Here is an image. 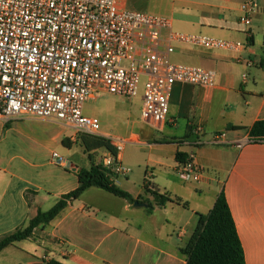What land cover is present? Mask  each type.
<instances>
[{"label": "crops", "instance_id": "crops-1", "mask_svg": "<svg viewBox=\"0 0 264 264\" xmlns=\"http://www.w3.org/2000/svg\"><path fill=\"white\" fill-rule=\"evenodd\" d=\"M122 1L129 10L156 12L159 14L154 15L169 18L177 32L204 34L246 45L241 52L179 47L172 60L194 62L214 70L216 87L176 84L166 125L156 127L142 120L139 134L133 132L130 122L125 131L126 140L149 142V149L158 154L159 170L175 173L177 178V154L186 159L194 153L205 171L203 180H180L183 185L171 182L165 195L180 200V204L164 206L140 200L144 206L136 207L103 189L91 187L78 199L68 201L51 223L35 229L33 238L1 253L11 248L22 250L30 256L25 264H37L36 259L46 253L55 264H186L181 250L197 228V214H204L203 208L210 211L223 194L246 264H264V143L237 147L250 137L247 129L264 119V0H259L250 26L240 20L245 0H146L145 11L131 9L126 0ZM248 61L252 65L248 66ZM28 122L33 121H0V132L42 131V127ZM219 133L226 134L224 144H212ZM100 135L113 137L103 130ZM65 138L71 147L78 145L73 131L70 135L60 133L61 143ZM1 145L2 139L0 148ZM27 150V157L11 154L9 149L0 150V240L27 227L39 211L46 212L45 204L54 206L76 190L80 171L91 167L89 156L77 162L57 153L65 161L63 166L54 161L56 152L47 160V154L34 145ZM105 154L95 152L94 162L100 164ZM110 179L119 184L118 178ZM191 194L200 199L190 200ZM131 196L135 200L141 198ZM27 241L37 244L40 250H33L32 245L23 246Z\"/></svg>", "mask_w": 264, "mask_h": 264}, {"label": "built area", "instance_id": "built-area-1", "mask_svg": "<svg viewBox=\"0 0 264 264\" xmlns=\"http://www.w3.org/2000/svg\"><path fill=\"white\" fill-rule=\"evenodd\" d=\"M258 9L259 0H245L241 22L250 26ZM179 47L241 52L246 45L177 32L169 18L129 10L122 0H0V121L55 120L76 135L101 136L99 119L84 114L85 103L105 94L136 98L146 79L142 120L164 126L176 84L217 85L214 70L174 63ZM105 138L115 153L106 152L100 165L110 178L127 177L132 170L121 152L131 139ZM225 138L216 134L212 144H224ZM258 143L264 140L249 137L237 147ZM53 159L66 165L57 153ZM204 172L194 153L177 168L184 183H200ZM152 178L146 175L148 188ZM36 263L51 264L53 258L46 253Z\"/></svg>", "mask_w": 264, "mask_h": 264}, {"label": "rangeland", "instance_id": "rangeland-1", "mask_svg": "<svg viewBox=\"0 0 264 264\" xmlns=\"http://www.w3.org/2000/svg\"><path fill=\"white\" fill-rule=\"evenodd\" d=\"M129 8L145 11L144 7L146 0H126ZM153 14H159L152 12ZM174 63L188 64L194 66H201L194 62H184L173 60ZM146 79H142L139 85V93L136 98L126 99L113 95L105 94L99 99H90L85 103L84 114L90 117H97L101 124V130L108 132L114 138L125 140L127 136L125 131L127 125L130 122L134 126L135 133L139 134V128L144 124L141 117V107L143 102V88ZM172 111L170 112V115ZM11 121H33L27 124H34L42 127V131H23V133L15 132H0V139H2V148L6 152L9 149L11 154H18L28 156L29 151L27 147L34 145L41 153L44 151L47 154V160L50 159L54 152L58 153L64 159L67 158L70 161H81L82 159H88V154L84 152V149L80 145H73L71 148H66L62 145L59 137L60 133L70 135L72 130L63 126L60 122L55 120H38L30 117L23 119H15ZM185 124V122H182ZM170 129V128H168ZM123 156V164L132 170L131 174L127 177H118L119 188L125 192H130L133 196H141V201L145 203L157 202V196L159 191L162 195L168 192L170 183L175 181L183 185L175 173L170 171L159 170L157 161V153L149 149V142L142 139L140 142L136 140H130L121 152ZM98 155V154H97ZM99 157V156H97ZM147 174H152V184L155 189L144 188V182ZM124 188H127V191ZM180 187V186H178ZM159 190V191H157ZM190 197V200L200 199L198 196ZM206 196L201 197L205 199ZM193 202V201H192ZM53 206V203H47L43 206V210L47 211ZM208 208V207H207ZM204 214H207L208 209H201ZM190 211V210H188ZM190 213V212H189ZM32 243V244H31ZM23 246L32 245V249L35 247L40 248L34 242H24ZM32 250V251H33ZM31 252V251H29ZM40 252V251H39ZM34 253V252H33ZM29 254L24 253L22 250L9 249L0 254V264H25V260L29 259Z\"/></svg>", "mask_w": 264, "mask_h": 264}, {"label": "trees", "instance_id": "trees-1", "mask_svg": "<svg viewBox=\"0 0 264 264\" xmlns=\"http://www.w3.org/2000/svg\"><path fill=\"white\" fill-rule=\"evenodd\" d=\"M233 128L243 129L241 127ZM247 130L253 140H264V119L257 121ZM62 143L66 148H71L69 139L65 138ZM76 144L84 149V152L88 154L91 160L90 169H82L78 175L79 187L65 195L50 210L46 212L39 211L30 220L27 227L19 229L0 240V253L18 242L33 238L35 229L51 223L66 208L68 201L78 199L91 187L103 189L132 204L141 200V198L135 200L131 194L114 184L103 167L94 162L93 154L97 151L115 153V149L108 139L103 136L78 134ZM176 159L178 162L185 160L184 155L180 153L177 154ZM144 188H147L145 182ZM155 195L160 206H164L167 203L180 204V200H172L168 195L159 193ZM184 206L186 207L187 204ZM149 208L153 209V205L149 204ZM197 216V228L185 241L181 250L186 257V264H246L236 224L223 194L219 195L214 207L208 214H197Z\"/></svg>", "mask_w": 264, "mask_h": 264}, {"label": "water", "instance_id": "water-1", "mask_svg": "<svg viewBox=\"0 0 264 264\" xmlns=\"http://www.w3.org/2000/svg\"><path fill=\"white\" fill-rule=\"evenodd\" d=\"M134 205H135L136 207H141V206H144V204H142V203H140V202H138V201H137V202H135V203H134Z\"/></svg>", "mask_w": 264, "mask_h": 264}]
</instances>
